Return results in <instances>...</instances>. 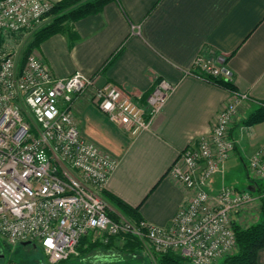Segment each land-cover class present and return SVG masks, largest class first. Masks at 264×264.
I'll return each instance as SVG.
<instances>
[{"label":"built area","instance_id":"built-area-1","mask_svg":"<svg viewBox=\"0 0 264 264\" xmlns=\"http://www.w3.org/2000/svg\"><path fill=\"white\" fill-rule=\"evenodd\" d=\"M53 7L52 0H0V240L11 250L30 242L50 264L78 256L88 235L103 244L131 236L150 255L174 253L191 264H219L234 255L236 215L264 199V147L249 161L251 179L262 185L258 195L232 185L211 193L208 185L237 149L232 128L248 96L233 92L234 101L220 111L211 132L193 141L171 168L191 196L170 226L113 219L103 193L118 161L83 137L74 101L94 90V105L135 137L150 128L176 85L159 82L143 106L128 89L112 83L96 88L95 77L82 72L56 77L34 51L19 65L18 54L3 50V42L36 33ZM189 74L210 83L233 82L224 64L203 55Z\"/></svg>","mask_w":264,"mask_h":264},{"label":"crops","instance_id":"crops-1","mask_svg":"<svg viewBox=\"0 0 264 264\" xmlns=\"http://www.w3.org/2000/svg\"><path fill=\"white\" fill-rule=\"evenodd\" d=\"M62 1L52 0L54 5ZM67 27L34 49L56 77L79 71L95 77L96 88L112 83L128 89L143 106L159 82L176 85L150 128L135 137L94 105V90L74 101L73 116L83 137L118 161L103 193L116 219L128 216L111 199L137 209L141 219L158 227L170 226L188 203L191 192L170 170L193 141L211 132L220 111L235 99L228 89L189 74L200 55L224 64L237 93L249 98L239 104L232 128L237 149L208 190L217 193L243 183L259 194L249 161L264 147V121L245 123L264 103V0H113ZM261 208L260 202L244 207L236 223L244 229L258 223ZM125 239L114 241V251L101 252L115 253V247L126 246ZM142 248L141 243L135 251L144 253ZM94 259L111 262L110 256ZM257 264H264V248Z\"/></svg>","mask_w":264,"mask_h":264},{"label":"trees","instance_id":"trees-1","mask_svg":"<svg viewBox=\"0 0 264 264\" xmlns=\"http://www.w3.org/2000/svg\"><path fill=\"white\" fill-rule=\"evenodd\" d=\"M113 0H64L56 5H54L51 12L50 21L43 27H41L34 35L33 41L30 43L26 50V56L30 55L35 48H37L44 40L49 37L60 33L67 32V24L82 19L88 15L99 13L105 5ZM25 63V62H24ZM213 84L220 87L226 88L231 92H237L236 87L233 82H227L222 78H214ZM264 121V103L262 106L253 114L247 121V126H253ZM259 193L262 191L261 183L254 182ZM116 207L123 212L128 218L133 220H142L137 209H133L117 199H111ZM262 218L261 220L252 225L249 228H242L235 222V232L237 235V252L234 255L228 256L223 260V264H257L258 254L264 248V199L262 200ZM110 212V216L116 219ZM91 235L84 237L78 247L79 255L85 257L86 253L89 251H95L96 249H102L104 251H114V241L123 239L122 237L112 238L108 244H103L101 242L93 243L91 240ZM126 246L122 248V253L124 255L136 257L138 254L136 250L137 246L140 247L141 243L134 237H125ZM89 241V242H88ZM87 242V243H86ZM130 246H129V244ZM85 244V247L83 245ZM88 244V245H87ZM9 251L11 249L5 245ZM31 246V245H28ZM39 248V247H37ZM116 249V247H115ZM42 251V250H41ZM117 251V250H116ZM43 258L46 259L47 264H50L42 252ZM76 258H71L67 261L61 262L59 264H66ZM183 260L174 253H168L158 256L159 264H179ZM72 263V262H71ZM97 263V262H96ZM105 263V262H100ZM107 263V262H106ZM46 264V263H45ZM74 264V263H73Z\"/></svg>","mask_w":264,"mask_h":264},{"label":"rangeland","instance_id":"rangeland-1","mask_svg":"<svg viewBox=\"0 0 264 264\" xmlns=\"http://www.w3.org/2000/svg\"><path fill=\"white\" fill-rule=\"evenodd\" d=\"M50 18L44 22L43 26H45L51 19ZM42 26V27H43ZM35 33L24 32L19 35H13L10 37L7 42H3L2 48L5 51H14L18 54L19 57V65H23L25 62L26 50L30 43L34 39ZM249 180H246V182ZM249 184V182H248ZM237 186L240 190L250 191L248 185H244L243 183H237ZM259 203L260 201H256L255 203ZM93 243L95 242V237L93 235L90 236ZM89 242V241H88ZM87 243V242H86ZM141 243V242H140ZM88 245V244H87ZM143 245V244H142ZM85 247V244L83 245ZM144 253L138 252L137 256H129L124 255L122 253V249L118 246L116 248L115 253L105 254L101 251L102 249H96L95 251H88L83 257L82 255L75 256L77 259H74L66 264H159L158 256L153 254H148L147 248L143 245ZM98 251V252H97ZM101 252V253H99ZM0 264H47L46 259L43 258L42 251L40 248H35L34 246H24L19 245L14 250L9 251V249L5 246V244L0 240ZM112 255H115L114 257ZM105 256L111 257V262L108 263H96L94 257L104 258ZM113 260V261H112ZM72 262V263H71ZM179 264H191L185 260H181ZM223 264V260L219 263Z\"/></svg>","mask_w":264,"mask_h":264},{"label":"water","instance_id":"water-1","mask_svg":"<svg viewBox=\"0 0 264 264\" xmlns=\"http://www.w3.org/2000/svg\"><path fill=\"white\" fill-rule=\"evenodd\" d=\"M22 245H24V246L32 245V246H34L35 248L37 247L36 245L31 244L30 242L23 243ZM0 257H1V255H0Z\"/></svg>","mask_w":264,"mask_h":264}]
</instances>
